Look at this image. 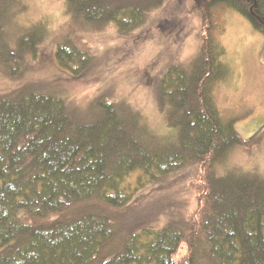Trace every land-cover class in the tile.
<instances>
[{
  "label": "trees",
  "instance_id": "trees-1",
  "mask_svg": "<svg viewBox=\"0 0 264 264\" xmlns=\"http://www.w3.org/2000/svg\"><path fill=\"white\" fill-rule=\"evenodd\" d=\"M64 1L74 20L96 29L114 23L123 36L140 28L155 5ZM190 1L201 20L198 52L189 63L170 65L158 86L174 139L153 135L139 113L104 97L79 119L59 96L32 84L0 93V264H264V179L218 176L214 169L234 147L259 143L264 130L243 140L234 121L222 122L212 96L228 73L218 40L222 15L235 11L264 40V0ZM23 10L18 0H0V66L11 79L20 76L26 54L35 57L46 31L44 23L33 24L12 48L8 27ZM81 40L68 35L54 52L57 65L73 76L92 63ZM192 165L196 201L185 221L117 241L104 207H124L138 189ZM182 244L186 252L175 260Z\"/></svg>",
  "mask_w": 264,
  "mask_h": 264
},
{
  "label": "rangeland",
  "instance_id": "rangeland-1",
  "mask_svg": "<svg viewBox=\"0 0 264 264\" xmlns=\"http://www.w3.org/2000/svg\"><path fill=\"white\" fill-rule=\"evenodd\" d=\"M24 10L8 27V42L15 47L17 36L42 22L45 35L35 57L25 55L24 68L17 79L6 76L0 66V93L26 84L63 99L67 110L79 119L94 100L104 97L123 103L139 113L143 125L155 136L174 139L176 129L166 125L167 106L158 101L159 80L170 65L189 63L198 52L201 20L190 0H153L143 25L133 33L119 35L114 23L102 28L74 20L66 12L64 0H18ZM222 62L228 73L212 90L222 122L234 121L245 141L264 130L263 36L233 10L221 18ZM73 33L92 56V63L81 75L73 76L55 60L57 44ZM218 176L228 172L256 174L264 179V138L248 147L236 146L215 167ZM192 165L163 182L138 189L124 207H104L114 225L117 241L142 228L159 229L169 221L184 222L195 209L189 180L196 175ZM135 175V174H133ZM134 187V178L127 180ZM182 247L174 259L185 254Z\"/></svg>",
  "mask_w": 264,
  "mask_h": 264
}]
</instances>
